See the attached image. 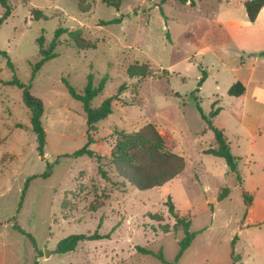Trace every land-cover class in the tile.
<instances>
[{"label":"rangeland","instance_id":"374dc122","mask_svg":"<svg viewBox=\"0 0 264 264\" xmlns=\"http://www.w3.org/2000/svg\"><path fill=\"white\" fill-rule=\"evenodd\" d=\"M244 1L122 0L116 8L83 0L88 10L82 11L79 0H9L11 14L0 26V49L14 64L0 54V264H231L233 250L241 257L236 264H264V221L251 222L264 215V8L251 22ZM37 8L45 17L34 18ZM4 11L0 4V16ZM60 26L80 30L97 47L78 49L66 32L58 55L32 78L38 39L43 35L48 47ZM135 63H147L149 74L131 77L127 67ZM90 75L96 86L104 80L94 107L118 94L113 112L89 130L100 162L64 155L89 136L83 103L65 80L83 92ZM15 76L43 101V156L24 89L10 83ZM237 81L246 88L240 96L229 94ZM204 115L224 130L239 157L238 173L206 152L217 143ZM150 122L164 137L163 150L183 155L186 166L162 187L142 190L120 177L111 159L130 146L122 132ZM100 163L110 179L99 173ZM225 187L229 195L219 200ZM169 197L196 232L177 262L185 232L174 229ZM101 220L99 232L110 238L57 252L62 239L92 234ZM137 246L163 251L168 263Z\"/></svg>","mask_w":264,"mask_h":264},{"label":"trees","instance_id":"16d2710c","mask_svg":"<svg viewBox=\"0 0 264 264\" xmlns=\"http://www.w3.org/2000/svg\"><path fill=\"white\" fill-rule=\"evenodd\" d=\"M83 0H79L80 8L82 11H87L88 8L82 5ZM108 6H113L119 8L121 6L122 0H102ZM187 1V0H182ZM1 6L5 9L3 15L0 16V26L1 24L8 18L11 14V4L9 0H0ZM244 5L246 8L248 19L251 22L257 20L258 16L260 15L261 11L264 8V0H245ZM34 18L41 19L45 17L41 9L34 10ZM121 18L110 20L104 23L110 22H117L120 21ZM68 32L70 38L76 45L78 49H87V48H96V42L91 41L82 37L80 30H73L69 31L68 28L60 26L55 31V38L49 44L48 47L45 46V37L42 35L39 39V54L41 56L40 60L37 61L33 66V77L34 78L37 74V71L42 67V65L50 60L53 57H56L58 53L55 51L59 43L60 37ZM264 53V52H262ZM0 54H3L8 57L7 53L0 49ZM9 59V57H8ZM9 66L14 68V64L9 59L8 62ZM150 72L149 65L147 63H135L130 64L127 67V73L131 77L138 76L140 78L146 77ZM206 77V72H203V76L200 78L199 85H201L202 81ZM66 85L68 87L70 95L81 101L83 103L84 111L87 115V124H88V142L87 144L74 151L71 154H64V155H72V156H81V155H89L91 157H96L97 160L100 162L103 156L99 154L97 151L90 148V144L93 143V138L89 134V130L96 127V123L100 120L109 116L113 110V100L117 98L118 94L108 97L105 99L102 104L98 107H94L92 105L93 99L102 92L104 89V80L99 85H94L93 77L89 76L88 84L83 92H80L74 87L68 80H65ZM11 84L18 85L19 87L24 89L23 99L25 104L30 109V118L32 123V128L37 134L38 139V150L40 155H44L45 153V146L47 144V133L44 128L42 122V116L44 113V104L41 98L33 95L30 91L31 84H26L22 80H20L17 76L14 77L13 80L10 81ZM124 86L119 88V93L124 90ZM246 88L245 85L241 81L235 82L229 88V94L234 96H240L244 94ZM127 103V102H124ZM219 113V108L215 109L212 113V116H216ZM205 118L209 122V126L214 130L215 133V140L217 143L216 147H211L206 150L207 153L213 154L215 156L223 157L229 170L238 173L239 172V157L234 155L231 151L230 142L224 132L223 129L216 127L213 124V120L208 118L204 115ZM121 135L126 143L130 144L129 147L121 149V150H114L112 154L111 164L114 165L116 172L120 177H123L126 181L130 182L132 185L136 186L139 189H150L154 187H162L166 183L170 182L176 176H178L186 166V160L183 155L171 151V150H163L164 144V137L157 129L156 125L153 123H148L143 126L138 131L133 132H122ZM50 166V165H49ZM99 173L106 179H110L108 176L107 171L103 168L101 163L98 166ZM49 171L47 170L44 175H48ZM29 178L26 182L25 189L23 191L24 195L27 191L29 182ZM229 195V188L225 187L219 194L218 199L222 200L226 196ZM245 200L248 204H250L253 200L252 196L249 194L244 193ZM167 204L169 206V212L172 213L176 218V223L174 224V229L177 230H184L185 237L180 241V249L177 253L175 261H179L180 258L183 256L186 249L191 245L193 242L196 232L190 231L191 226V219L187 218L185 215H180L175 208V203L171 197L168 198ZM22 204H20L21 206ZM98 206H93L92 210L96 211ZM157 215L154 214V217ZM102 225V220L99 223L97 230L92 234H72L64 239H62L57 246V252H69L76 249L78 243L81 240H98L104 238H110V233H101L99 232V228ZM16 228L23 231L24 230L15 225ZM163 230L165 232L170 231L169 224L162 225ZM236 238L233 240V245L235 244ZM138 250L152 254L158 257L162 262L168 263L164 257L163 251L155 252L145 246H137ZM241 259L240 255H235L234 250L232 251V262L231 264H236L237 261ZM174 264V263H169Z\"/></svg>","mask_w":264,"mask_h":264},{"label":"crops","instance_id":"0c3cea01","mask_svg":"<svg viewBox=\"0 0 264 264\" xmlns=\"http://www.w3.org/2000/svg\"><path fill=\"white\" fill-rule=\"evenodd\" d=\"M247 217H249L250 218V214L248 213V216ZM259 220V221H258ZM262 221H264V215L263 216H260V217H255L254 219H253V221H251V222H253L252 224H257V223H260V222H262Z\"/></svg>","mask_w":264,"mask_h":264},{"label":"water","instance_id":"95a60500","mask_svg":"<svg viewBox=\"0 0 264 264\" xmlns=\"http://www.w3.org/2000/svg\"><path fill=\"white\" fill-rule=\"evenodd\" d=\"M47 256H49L50 255V252H47V254H46Z\"/></svg>","mask_w":264,"mask_h":264}]
</instances>
